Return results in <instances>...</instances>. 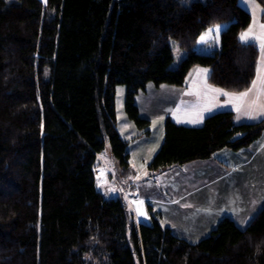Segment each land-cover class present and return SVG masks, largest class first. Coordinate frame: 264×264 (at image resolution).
I'll use <instances>...</instances> for the list:
<instances>
[{
  "label": "trees",
  "instance_id": "trees-1",
  "mask_svg": "<svg viewBox=\"0 0 264 264\" xmlns=\"http://www.w3.org/2000/svg\"><path fill=\"white\" fill-rule=\"evenodd\" d=\"M250 20L238 0H0V264H264V206L244 228L224 217L191 243L151 207L150 222L136 223L124 196H105L95 175L107 140L129 174L119 85L143 133L149 121L134 96L148 83L180 87L200 66L210 85L247 90L259 55L239 38ZM210 41L211 54L195 50ZM172 42L185 51L175 67ZM262 133L264 119L236 123L231 109L200 126L168 116L148 167L205 160Z\"/></svg>",
  "mask_w": 264,
  "mask_h": 264
},
{
  "label": "rangeland",
  "instance_id": "rangeland-1",
  "mask_svg": "<svg viewBox=\"0 0 264 264\" xmlns=\"http://www.w3.org/2000/svg\"><path fill=\"white\" fill-rule=\"evenodd\" d=\"M214 45L213 42L207 45L197 44L194 48L197 52L211 54L215 48ZM171 48L173 51L172 65L175 67L185 55V51L174 42L171 43ZM197 68L205 70L200 66ZM258 69L262 79L264 77V50L261 47L254 80L258 76ZM202 71H197L196 66L192 68L185 79V87L176 92L170 90L167 84L155 86L153 83H148L145 90L139 91L134 96L139 115L149 121L148 133H143V128H138L127 117L124 109L125 87L119 85L115 94L117 129L126 141L130 163L128 175L130 176L122 175V169L112 156L108 140L100 153L115 173V178L119 183H125L130 177L135 178L136 189L140 197L145 199L142 201L143 210L149 211L148 207H151L154 214L161 213L163 220L160 218V221L171 226L178 236L191 243L209 234L224 217L232 219L238 227L244 228L259 212L260 204L264 206L262 203L264 202V149H261L256 157L252 156V152L242 154L239 159L231 154L228 157L224 155L222 156L223 164L217 162L218 159L213 153L209 159L186 163L187 166L184 164L171 165L159 170H151L148 167L153 155L161 146L164 122L169 114L172 115L173 121L182 122L184 120V124L185 122L195 124L196 110L200 108L204 110L217 103L216 94L212 91V93L205 91L203 94L200 91L202 94L200 102L202 103L199 107L196 105L200 102L192 99L201 89L198 80ZM256 81L257 87L249 94L246 104L240 109L239 120L248 118L250 123L257 122L261 119L258 114L264 113V102L256 94V98L252 97L260 85L259 81ZM222 92L229 94L227 97L224 95V98H219L224 104L233 107L241 101V98H237L239 93L219 88L217 94ZM261 94H264V90ZM250 110L254 112L251 111V113ZM261 139L257 144L264 142V138ZM261 147L264 148V143ZM115 166L121 169L119 173ZM99 172L100 174L96 175L97 189L107 197H117L119 195L118 182L107 177L100 185L104 178L101 170Z\"/></svg>",
  "mask_w": 264,
  "mask_h": 264
},
{
  "label": "crops",
  "instance_id": "crops-1",
  "mask_svg": "<svg viewBox=\"0 0 264 264\" xmlns=\"http://www.w3.org/2000/svg\"><path fill=\"white\" fill-rule=\"evenodd\" d=\"M41 1L43 3L46 2V0H41ZM262 1H264V0H262ZM238 3L240 4L241 7H243L245 10H247L250 13V17H251L249 25L243 31H241V33L239 34V38L241 37L242 33L247 31L249 29V27L253 25L254 20L256 21V26L253 29L254 34L255 35L264 34V29H261L259 27L260 24H264V5H262L258 0H238ZM254 5H256L258 7H254ZM210 42H212V41H210ZM210 42H208L207 44H209ZM253 42L258 46V48L260 50L259 45L261 44L262 41H253ZM207 44H205V45H207ZM196 70L202 71L203 69L196 67ZM205 70H207V69H205ZM190 71H189V73H190ZM207 75H208V71L207 72L202 71V75L199 76V80H198V85L201 89L198 92H196V97L193 96L192 99H194V100L196 99V102H200L202 100L203 92L207 91L209 93L213 92L216 94L215 99L217 100V103L209 106L208 108H205L204 110H202V108L196 110V119H194V120H196L194 122L195 124L187 123V122H185V124H184V120L182 122H176V121L175 122L178 124L186 125V126H200L202 124L204 118L208 114H210L214 111H217V110H225V109H231L234 112V119H235L236 123L250 122V120L248 118H242V120H239V118H238L239 113H241L240 109L246 104L248 97L241 98V101L240 102L238 101L237 102L238 104H235V106H233V107L228 105V104H224L223 102H221L219 100L220 97L224 98V95L222 93L217 94L219 88H217L215 86L212 87V85H210L207 82ZM256 80H258V79L256 78L254 81H256ZM258 81H259L260 85L256 91L257 93L254 92L252 97L254 98L255 94H256L260 97L261 101L264 102V94H261L262 90H264V77H262V79L260 77V79ZM185 84L183 86H180L177 88H174L175 86L171 87L169 85L168 88L170 90H172L173 92H176L180 88H184ZM251 87H252V85H251ZM200 91L202 92V94H200ZM225 96L227 97L228 95H225ZM201 103L202 102H200L198 105H196V107H199V105ZM237 109H239V111H237ZM251 111L254 112L253 110H250V112ZM250 112H244V113L248 114ZM258 115L261 116V119H264V114H258ZM169 116L172 117L171 114H169ZM180 116H182V115H180ZM257 117H259V116H257ZM194 120H191V121H194ZM261 138H264V133H262L253 143H251L247 147H244V148H241L238 150H231V149H227V148H222L220 150H217L216 152H214L216 159H218L217 162L223 164L224 159L222 156L225 155V157H228L230 154L234 155L236 158L239 159V157L242 156V154L247 153V152H252L253 153L252 156L256 157V155L260 152V150L264 149L261 147V144L264 142L257 144V142L262 140ZM98 158L100 160V164H99V167L95 169V175L100 174L99 170H101V174H103V178H104L100 182V185L103 184L104 180L107 177H110L113 180L115 179V181L118 182L117 178H115L116 177L115 173L111 170V167L107 164L106 160L100 154L98 155ZM194 162L196 163V161L189 162V163H194ZM188 164H184V165L187 166ZM115 167H117V166H115ZM116 169H117V173H119L121 171V169L119 170L118 167ZM106 171H107V173H106ZM97 172H99V173H97ZM129 176L130 175H126L125 177H129ZM136 187H137V183H136V180L134 177H132V178L130 177L129 180L123 184L118 182L119 194H122L124 196V199L127 202L128 207L130 208L136 223H149L150 222L149 211L143 210L142 203H141L145 199L140 197V194L137 191ZM126 193H127V195H126ZM262 203H264V202H262ZM260 205H261L260 206V208H261L262 204H260ZM160 216H161V213H160ZM160 218L163 220L162 216Z\"/></svg>",
  "mask_w": 264,
  "mask_h": 264
},
{
  "label": "snow or ice",
  "instance_id": "snow-or-ice-1",
  "mask_svg": "<svg viewBox=\"0 0 264 264\" xmlns=\"http://www.w3.org/2000/svg\"><path fill=\"white\" fill-rule=\"evenodd\" d=\"M190 0H181V3L187 4L189 3ZM254 7H258L256 5H254ZM256 26V21H253V25L249 27V29L247 31H245L244 33L241 34L240 39L244 42H253V41H262L260 44V47L262 50H264V34L262 35H255L254 34V27ZM259 27L261 29H264V24H260ZM220 30V26H217L215 29H209L205 34L200 36V41L201 42H206L208 36H210L214 31L216 32V34L218 35ZM205 72H207V70H204ZM257 79H260L259 76V69H258V76ZM257 87V81H253L252 83V87L249 88L247 91L239 93L237 98H246L249 96V94L253 91V89H255ZM223 95H229L226 92H222ZM237 111H239V109H237ZM264 114V113H261ZM143 203V202H141Z\"/></svg>",
  "mask_w": 264,
  "mask_h": 264
}]
</instances>
